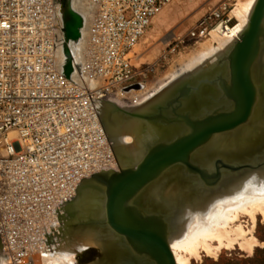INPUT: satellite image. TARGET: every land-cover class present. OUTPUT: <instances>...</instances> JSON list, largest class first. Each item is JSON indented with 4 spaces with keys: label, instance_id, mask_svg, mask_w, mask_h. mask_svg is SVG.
<instances>
[{
    "label": "built area",
    "instance_id": "1",
    "mask_svg": "<svg viewBox=\"0 0 264 264\" xmlns=\"http://www.w3.org/2000/svg\"><path fill=\"white\" fill-rule=\"evenodd\" d=\"M172 1L88 0L84 49L61 61L60 0H0V248L8 264L47 253L81 184L118 166L99 103L141 76L129 55ZM231 2L187 38L208 39L217 23L234 28Z\"/></svg>",
    "mask_w": 264,
    "mask_h": 264
},
{
    "label": "bare ground",
    "instance_id": "2",
    "mask_svg": "<svg viewBox=\"0 0 264 264\" xmlns=\"http://www.w3.org/2000/svg\"><path fill=\"white\" fill-rule=\"evenodd\" d=\"M256 3L257 0H239L233 14L240 23L229 30L218 27L212 31L211 43L178 67L169 81L155 91L156 98L139 111L129 112L113 101L101 102L103 123L115 142L119 167L136 166L151 144L171 141L180 134L182 125L167 123L174 109L198 117L214 106H226L220 97V79L226 78L228 70L223 59L247 28ZM78 10L77 0H61L59 16L65 35V49L59 50L61 61L66 55L77 54L76 40L85 21ZM204 61H207L205 68ZM253 78L258 96L249 121L233 131L214 134L191 155V164L208 177L202 179L178 163L166 169L136 199L140 208L164 219L176 264H189L187 255L197 256L201 249L216 253L222 247H232L238 238L245 236L241 226L234 229L241 216L247 214L254 222L258 212L264 213V41ZM239 165H251L252 169L233 172L232 168ZM216 171L217 180L213 179ZM214 181L212 186L208 185ZM106 203L101 187L93 183L82 186L63 208L57 235L50 241L55 247L30 261L36 260V264H144L129 250L124 237L106 223ZM247 246L252 248V242L247 241ZM0 264H8L1 248Z\"/></svg>",
    "mask_w": 264,
    "mask_h": 264
},
{
    "label": "water",
    "instance_id": "3",
    "mask_svg": "<svg viewBox=\"0 0 264 264\" xmlns=\"http://www.w3.org/2000/svg\"><path fill=\"white\" fill-rule=\"evenodd\" d=\"M263 41L264 0H257L247 28L223 59L228 70L226 78L220 79V97L226 106H214L213 110H206L198 117L174 109L173 117L167 123L182 125L179 135L171 141L151 144L136 166L124 167L118 172H102L81 184L80 188L93 183L105 191L106 223L124 237L129 250L144 264H176V260L164 219L157 213H148L140 208L136 204L137 197L166 169L178 163L202 179L208 177L203 170L191 164V155L207 144L214 134L233 131L249 121L257 102L254 66ZM245 169H252V166L239 165L232 171ZM213 176L216 179L218 172Z\"/></svg>",
    "mask_w": 264,
    "mask_h": 264
},
{
    "label": "rangeland",
    "instance_id": "4",
    "mask_svg": "<svg viewBox=\"0 0 264 264\" xmlns=\"http://www.w3.org/2000/svg\"><path fill=\"white\" fill-rule=\"evenodd\" d=\"M224 1L226 0H173L168 4L153 19L147 33L129 55V63L134 69L142 72L141 76L133 82L124 85L121 90L108 97V100L106 99L101 102L113 101L123 109L125 108L129 110V112L134 113V110L135 112L139 111L144 105L156 98L158 92L155 91L158 90L162 84L169 81V76H171L174 71H178V67L181 68L184 66L188 60L196 56L198 52H201L205 46L211 43V35L208 39L194 42L187 38V34L202 20L209 17ZM231 1L232 26L236 27L240 22L233 14V11L237 7L239 0ZM59 4L61 8V0ZM77 4L79 7L78 12H81L80 14L81 16L83 15L85 20L83 31L78 40H76L78 49H76L75 52L77 54H73L78 59L80 58V54L88 38L90 10L88 7V0H77ZM59 23L62 40L65 41L63 22L60 16ZM214 27L215 29L220 27L223 31V27L218 25V23ZM179 39H184V42L180 43ZM61 49L63 50V47H61ZM218 53H216V55H218ZM214 60L217 61L218 59ZM204 62L203 67L206 66L204 64H206L207 61ZM101 102L99 106L102 105ZM99 112L103 120L100 108ZM109 137H111L110 134ZM111 141L113 146H115V142L112 139ZM120 169L121 167L117 166L112 171L118 172ZM175 219H178L177 216H175ZM238 226L242 227L245 236L238 238L232 247H222L220 250L216 251V253L215 251L213 253H208L206 250L201 249L197 256L187 255L190 262L189 264H264V213L258 212L254 222L249 215L244 214L241 216L240 221L235 223L234 229ZM56 233L57 230L53 237L57 235ZM247 241L252 242V248L247 246ZM53 244L51 245L52 248L55 247ZM214 246H218V243L214 242ZM33 258L34 257H32V259ZM33 262H35V264L38 263L36 260L29 261L30 264H34Z\"/></svg>",
    "mask_w": 264,
    "mask_h": 264
}]
</instances>
